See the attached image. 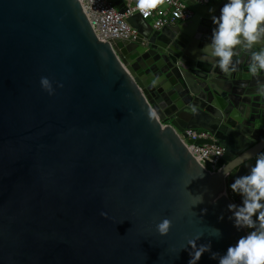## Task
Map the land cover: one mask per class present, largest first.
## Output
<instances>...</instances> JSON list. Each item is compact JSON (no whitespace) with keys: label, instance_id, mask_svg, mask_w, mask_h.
<instances>
[{"label":"water","instance_id":"obj_1","mask_svg":"<svg viewBox=\"0 0 264 264\" xmlns=\"http://www.w3.org/2000/svg\"><path fill=\"white\" fill-rule=\"evenodd\" d=\"M186 2L190 20L156 29L135 15L137 37L110 44L80 0H0V264H189L192 240L211 245L197 264H219L212 253L250 231L228 205L242 206L230 185L264 152V72L242 49L230 74L201 62L227 0ZM186 129L225 149L217 172Z\"/></svg>","mask_w":264,"mask_h":264},{"label":"clouds","instance_id":"obj_2","mask_svg":"<svg viewBox=\"0 0 264 264\" xmlns=\"http://www.w3.org/2000/svg\"><path fill=\"white\" fill-rule=\"evenodd\" d=\"M161 3L163 0H135L132 11L147 17ZM212 23L215 27L210 43L202 49L201 62L212 63L221 72L230 74L236 71L237 49H242L250 52L249 73L256 76L264 72V0H227L220 15L212 17ZM257 46L259 50L254 51ZM40 83L49 95L54 94L48 78L42 77ZM257 94L264 96V83L258 84ZM192 111L195 113L196 109L193 107ZM147 115L150 120L158 119L155 109H150ZM230 188L242 197V206L228 205L233 213L230 219L238 230L250 231L230 246L226 254L212 253L211 258L218 259L219 264H264V152L256 155L254 166L249 167L246 175L238 176ZM101 215L106 218V213ZM171 227L172 221L167 218L156 226L160 236H167ZM196 241H189L192 249L189 264H197L204 253L211 251L210 244L198 246Z\"/></svg>","mask_w":264,"mask_h":264},{"label":"built area","instance_id":"obj_3","mask_svg":"<svg viewBox=\"0 0 264 264\" xmlns=\"http://www.w3.org/2000/svg\"><path fill=\"white\" fill-rule=\"evenodd\" d=\"M191 1L209 5L212 0ZM80 3L97 38L110 44L117 39L131 40L137 37L138 31L129 23V19L135 15L151 22L156 29L190 20L194 16L186 0H163L147 17L142 16L139 11H132L135 8V0H123L124 12H120L111 0H80ZM178 134L197 161L209 172L215 173L221 168L225 149L217 144L210 132L186 129ZM200 141L211 143L199 144Z\"/></svg>","mask_w":264,"mask_h":264},{"label":"crops","instance_id":"obj_4","mask_svg":"<svg viewBox=\"0 0 264 264\" xmlns=\"http://www.w3.org/2000/svg\"><path fill=\"white\" fill-rule=\"evenodd\" d=\"M222 0H212L211 3L209 5H218ZM181 22V21H179ZM178 22V23H179Z\"/></svg>","mask_w":264,"mask_h":264},{"label":"rangeland","instance_id":"obj_5","mask_svg":"<svg viewBox=\"0 0 264 264\" xmlns=\"http://www.w3.org/2000/svg\"><path fill=\"white\" fill-rule=\"evenodd\" d=\"M151 23V22H150Z\"/></svg>","mask_w":264,"mask_h":264}]
</instances>
